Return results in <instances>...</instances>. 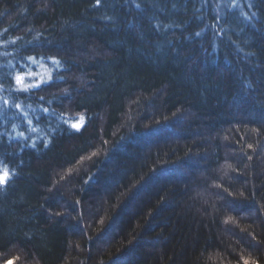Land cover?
Wrapping results in <instances>:
<instances>
[{"label": "trees", "instance_id": "obj_1", "mask_svg": "<svg viewBox=\"0 0 264 264\" xmlns=\"http://www.w3.org/2000/svg\"><path fill=\"white\" fill-rule=\"evenodd\" d=\"M5 52L54 78L0 91V264H264V0H0Z\"/></svg>", "mask_w": 264, "mask_h": 264}, {"label": "snow or ice", "instance_id": "obj_2", "mask_svg": "<svg viewBox=\"0 0 264 264\" xmlns=\"http://www.w3.org/2000/svg\"><path fill=\"white\" fill-rule=\"evenodd\" d=\"M96 3L99 4L100 0H96ZM136 7H140L139 4L136 5ZM217 9H219L220 5L217 4ZM254 15V14H253ZM161 25L157 24L156 28L159 30ZM167 27H173V25H166ZM210 27L209 25H205V28ZM214 29V26H211ZM203 31V30H202ZM195 37H200L201 32L194 33ZM185 39H190V37H185ZM47 43L51 44V41H48ZM168 43L171 44L172 41L168 40ZM215 48V45H213ZM171 51H176L175 49H171ZM0 55H3L5 58L9 55V53L5 52ZM22 60H24L23 64L17 63V65H12L10 62L8 63V68L11 69V71H0V91H3L5 87L8 88L10 92H14L17 95L19 94H28L33 95L34 90H40L45 91V85H50V81L53 80V75L49 74L47 79H45L43 76H40L38 73L33 72L28 68V63L31 62V64H37V61L33 59V57L29 56L26 59L21 57ZM52 64L55 67H59V61H57L55 58H52ZM5 66L3 64H0V69H3ZM56 79H63L61 76H55ZM9 81H13L14 83L9 84ZM31 81V82H29ZM44 97H39L40 101H44ZM50 103V101H49ZM9 105L8 99H3L2 106H0V112L3 111L4 108H6ZM17 110L22 109V105L20 103H14L12 105ZM41 112L45 114V119L47 121H52L56 119L57 114L55 113L54 109H49L47 107L41 108ZM21 113H17V115H20ZM23 118L26 120V123L28 125V128L26 131L28 132H34L35 129L32 127L33 121L31 119H27V113H23ZM39 121V117L37 118ZM65 118L60 117V121L62 122ZM83 124V117H81L80 122L73 123L70 125V127L74 130H79ZM50 126V125H49ZM13 128L18 127L15 123L12 125ZM61 123L57 122L56 128H60ZM55 130V129H54ZM3 135V134H0ZM18 135L24 136V132H20ZM30 138V137H29ZM32 147H35V144L32 145ZM251 147V146H250ZM9 171L8 170H2L0 171V185H6L9 182ZM243 264H258V261H250L249 259H244Z\"/></svg>", "mask_w": 264, "mask_h": 264}]
</instances>
